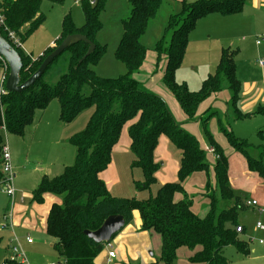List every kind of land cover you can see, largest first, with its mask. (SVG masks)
Listing matches in <instances>:
<instances>
[{
    "label": "trees",
    "instance_id": "1",
    "mask_svg": "<svg viewBox=\"0 0 264 264\" xmlns=\"http://www.w3.org/2000/svg\"><path fill=\"white\" fill-rule=\"evenodd\" d=\"M42 1L0 0L6 26V30L0 26V34L7 39L6 31L11 30L22 42L44 20V14L40 12ZM48 1L54 4L63 2ZM78 1L83 24L76 26L66 14L62 19L60 36L40 56L32 57L15 47L22 63L20 82L32 75L42 60L68 35L85 36L94 44L92 52L81 60L89 44L77 41L54 57L31 86L21 92H7L0 96V163L3 133L22 135L26 125L33 122L35 111L44 110L51 100L58 101L59 119L63 122L71 121L85 108H92L84 129L69 139L75 148L73 162L65 165L57 175L41 176L32 192V200L37 203L42 202L43 194L47 192L61 198L60 203L51 204L45 226L46 235L53 239L51 246L60 257L56 264H97L95 258L106 242H94L86 237L84 230H96L112 214L121 215L126 225L132 219L133 210L140 214V230H151L161 239L159 258L144 264H174L177 250L181 247L191 252L189 262L198 264H229L223 254L224 248L229 245L234 246L239 254L247 256L250 252L248 243L238 238L240 232H236L235 228L241 225L238 211L246 207L248 200L244 201L231 187L227 172L228 154L223 152L207 128V119L216 111L211 110L201 120L204 135L215 156V162L210 166L196 138L174 121L164 99L144 90L134 76L139 72L147 52L141 37L162 0H126L130 12L121 21L122 34L114 52L116 59L124 64L125 72L112 78L98 76L93 70L103 51L95 35L100 28L99 12L106 0ZM244 2L181 0L179 12L169 16L165 29L169 33V44L167 47L158 45L154 49L158 58L163 54L165 56L164 84L188 120H196L202 101L224 89L230 94L228 105L231 106L233 119L264 114V105H257L250 114L242 113L238 108L241 83L235 71L236 49L221 48L216 71L203 80L198 90L190 91L174 79V71L182 61L196 20L210 13H237L242 10ZM25 24L27 28L21 32ZM0 66H3L1 59ZM7 74L6 69L5 78ZM126 122L129 150L133 155L130 167L139 168L143 174L142 181L134 182L137 189H149L156 181L159 164L154 159V150L160 135H165L180 152L177 180L161 184L153 195L144 199L111 195L99 176L111 162L112 148ZM219 131L226 137L232 151L244 156L248 170L264 177L262 149L236 137L221 124ZM211 168L217 193L207 194L206 213L198 216L192 209L194 195L188 194L183 182L191 174L203 172L207 176L205 188H208L211 186L208 178ZM176 195L178 200H175ZM241 226V232H245V227Z\"/></svg>",
    "mask_w": 264,
    "mask_h": 264
},
{
    "label": "rangeland",
    "instance_id": "2",
    "mask_svg": "<svg viewBox=\"0 0 264 264\" xmlns=\"http://www.w3.org/2000/svg\"><path fill=\"white\" fill-rule=\"evenodd\" d=\"M179 3V0H162L155 17L148 22L141 37V43L147 48V52L139 72L134 76L142 84L144 90L164 99L174 121L196 138L200 147L204 150L206 160L210 166L214 164L215 156L212 151L208 150L210 147L204 135L201 120L211 110H215L216 113L207 119V128L223 152L228 154L227 172L232 188L244 201L255 197L264 206V177L257 172L248 170L243 155L228 151L230 149L229 143L219 131V124H221L227 130H231L236 137L247 140L253 146L260 147L262 149L261 162L264 167V115L251 114L249 117L233 119L231 106L228 105L230 94L227 89H224L216 93L215 96L202 101L198 108L196 120H188L182 113L178 102L164 84L165 56L163 54L158 58L154 48L158 45L168 46L169 33H166L165 29L170 14L179 12L181 8ZM40 12L44 14L43 22L22 42L20 41L19 47L24 53L33 57L40 56L56 42L61 33L62 19L66 14H69L76 26H81L84 22L80 1L78 0H63L62 4H54L48 0H43L40 5ZM129 12L130 6L126 0H106L100 10V28L96 32L95 40L99 46L103 47V51L93 66L96 75L112 78L125 72L124 64L116 59L114 52L122 34L121 21L129 15ZM228 27H232L229 32L225 30ZM26 28L27 26H22L21 32H24ZM256 40H260L261 43L256 44ZM221 47L238 48V54L235 57L236 76L242 86L251 85L252 83L256 86L252 96L239 95L237 105L240 111H243L242 104L247 106L251 102H255L257 106L261 101L264 103L262 92L264 91L263 70L257 64V60L264 59V0H245L241 11L228 16L214 13L197 19L194 28L189 33L182 61L174 71L175 81L185 85L190 91L198 90L203 80L216 71L217 58H219L218 51ZM211 56H214L213 61H211ZM2 63L5 70H8L5 60ZM1 68L0 85L3 83ZM207 107L211 108L206 110ZM91 112V107L85 108L78 112L71 121L63 122L59 119V103L56 99H53L44 110L35 111L33 122L26 125L22 135L3 133V142L11 155V164L15 174L12 179L15 189L13 203L15 205L17 203L24 204L28 208L25 211L22 210L16 213V215L21 213L16 222H12V228L16 235L10 231V226L4 228L6 214L3 208L8 203L9 198L0 189V235L3 237L0 241V264H11L7 261L10 253L5 248L7 237L9 238L8 234L11 239L17 238V236L21 237L18 246L24 252L29 264H56L60 260L57 252L48 243L49 240L52 242L53 239L43 234L44 232L41 234L43 214H40L36 207L38 205L43 207V204L36 206L37 203L31 200V192L36 187L37 176L40 174L39 170H36L41 166L39 164L42 163V166L45 167L47 166L46 163L50 161L52 168L57 170L61 162H66L64 163L66 165L73 162L75 148L69 139L72 135L84 129ZM259 131L262 132L259 133ZM160 136L161 138L165 137V135ZM162 140L163 138L161 141L159 139L154 155V159L157 158L156 162L159 164L155 183L149 189H137L134 182L142 181L143 174L139 168L130 167L133 155L128 150V122L122 126L118 142L112 152V165L116 168L120 182L118 186L110 189L111 194L118 197L144 199L150 194L153 195L161 184L177 180L176 171L180 152L169 142L165 145ZM115 149L121 150L116 151ZM251 153L255 155L253 151ZM34 168L36 169L34 170ZM198 175L203 178L202 181L206 185L207 176L204 173L190 176L183 182L188 194L194 195V197H197L195 194L200 190L198 180H196L199 177ZM208 178L211 186L208 188L204 186L200 198L198 197L199 199L194 200L192 204L193 211L199 216H203L208 208V198L206 199V197L210 193L213 195L217 193L214 187L212 168L208 172ZM51 195L55 196L59 203L61 202L59 196ZM20 197H23L24 202H20ZM252 210L254 209L246 205L244 209L238 211L239 224L243 223L250 228L249 233L240 232L238 234V238L248 243L249 255H241L234 246L229 245L224 248L223 254L230 264H264V244L260 245L258 243V239L262 238H257L254 231L256 215ZM260 219L264 224V213L260 216ZM36 229L39 231H36ZM26 236H30V238L32 236L35 243L27 244L25 242ZM261 236H264V232H261ZM38 238H40L39 241H37ZM111 244L114 245V250L120 256L119 247L113 239L110 242ZM106 251V248H103L96 256L95 259L98 264L104 262ZM159 253L157 246L144 249L145 256L154 260L159 258ZM190 254L191 252L187 248H179L174 264H198L189 262L188 257ZM128 258L126 256L124 262L119 260L115 263H144V261L138 259L132 262Z\"/></svg>",
    "mask_w": 264,
    "mask_h": 264
},
{
    "label": "crops",
    "instance_id": "3",
    "mask_svg": "<svg viewBox=\"0 0 264 264\" xmlns=\"http://www.w3.org/2000/svg\"><path fill=\"white\" fill-rule=\"evenodd\" d=\"M179 1H181V0H179ZM210 14H214V13H210ZM210 14H207V15H205V16H208V15H210ZM222 15V14H221ZM222 16H228V15H222ZM204 17V16H203ZM24 26H27L26 24L24 25ZM23 26V27H24ZM232 29V27H228V28H226L225 30L226 31H230ZM256 43V42H255ZM261 42H259L258 44H260ZM257 44V43H256ZM54 44H52L51 46H53ZM50 46V47H51ZM222 48V47H221ZM221 48H220V50H221ZM236 51H237V54H238V48H236ZM214 52V51H213ZM30 55V54H29ZM32 56V55H31ZM220 56V51H218V57ZM33 57V56H32ZM213 57L214 56H211V61H213ZM217 59H219V58H217ZM257 64H258V60H257ZM258 66L263 70V76H264V66L262 67V66H260L259 64H258ZM0 67H2L1 69H2V74H1V76H2V79L4 80V83H5V72H6V70H5V68H4V65L3 66H0ZM255 89H256V86H255V84L254 83H252L251 85H246V86H242V84H241V91H240V94H242L244 97L245 96H247V97H250V96H252V94L255 92ZM263 92V100H264V91H262ZM243 105V111H242V113H251V112H253L254 110H255V108L257 107L256 106V104H255V102H251L250 104H248L247 106H245V104H242ZM258 105H264V103L261 101V103L260 104H258ZM256 106V107H255ZM239 108V107H238ZM240 110V109H239ZM264 115V114H263ZM163 138V143L165 144V145H167V142H169L168 141V139L166 138V137H162ZM161 136L159 137V139H160V141H161ZM159 139H158V141H159ZM118 142V141H117ZM129 143H130V140H129ZM117 144V143H116ZM116 144L113 146V148H112V152L114 151V147L116 146ZM230 147V146H229ZM116 151H120L121 149H115ZM128 150H129V144H128ZM230 150V151H229ZM125 151H127V150H125ZM130 151V150H129ZM228 151L229 152H233L232 151V149L230 148V149H228ZM156 152V148H155V150H154V155L156 154L155 153ZM157 159V158H156ZM156 159H155V161H156ZM10 161L12 162V159H11V155H10ZM64 163H66V162H64ZM63 162H61L60 163V165H59V168H57V170H54L53 168H52V165H51V162L50 161H48L47 163H46V165L47 166H45V167H43L42 165V163L41 164H39V165H41V166H39L37 169L36 168H34V170L36 169V170H39V172H40V174L37 176V183H36V186H37V184H38V182H39V180H40V178H41V176H43V175H46V176H54V175H57L58 173H60L61 172V170L63 169V167L66 165V164H64ZM176 163H177V161H176ZM14 164H15V162H14ZM12 165V164H11ZM68 165V164H67ZM12 169H13V167H12ZM14 173V172H13ZM158 173V172H157ZM157 173H156V175H157ZM203 172H195V173H193L195 176H197V174H202ZM193 174H191L190 176H194ZM15 175V174H14ZM100 178L104 181V183H105V185H106V187H107V189H108V191L110 192V189H112V188H114V187H116V186H118L119 185V182H120V179H119V176H118V174H117V171H116V168L112 165V157H111V162L109 163V165L107 166V168L103 171V172H101L100 173ZM189 176V177H190ZM199 177H198V179H196V180H198L197 182L199 183V186H200V190H198L197 191V193L199 194V195H197V197H194V199H193V201L194 200H197V199H199L200 198V196H201V194H202V192H203V187L205 186L204 185V183H203V178L200 176V175H198ZM188 177V178H189ZM204 177V176H203ZM228 177H229V175H228ZM163 181V180H162ZM232 187V186H231ZM36 188V187H35ZM35 188H33V190L35 189ZM33 190H32V192H33ZM186 190V189H185ZM32 192H31V200H32ZM14 194H15V192H14ZM52 193H44L43 194V200H42V202L41 203H37V202H35V201H33V202H35V203H37L36 204V206L38 205V204H43V207H39V205H38V207H36V210H38V212L40 213V214H43V216H42V222H41V226H42V232H41V234L43 233V234H46L45 233V226H46V217H47V214H48V211H49V208H50V206H51V204L52 203H59V200H56V198H55V196H53V195H51ZM110 194H111V192H110ZM111 195H113V194H111ZM119 195V194H118ZM113 196H115V195H113ZM199 197V198H198ZM9 198V197H8ZM13 199H14V197H13ZM179 199V196L178 195H176L175 196V200H178ZM250 199H254V200H256L257 201V203H258V205L260 206V207H262L263 209H264V206L262 205V202L260 201V200H258L257 198H255V197H251ZM20 200V199H19ZM58 201V202H57ZM20 202H24V199L21 201L20 200ZM248 206V205H247ZM252 209H254V210H252L253 211V213L256 215V221L257 220H260L261 221V219H260V216L264 213V210H263V212L262 213H259L258 212V209H257V207L256 206H251V205H249ZM28 207L27 206H25L24 204H16L15 205V203H10V200H8V203L5 205V207L3 208L4 210V213L6 214L5 215V219H6V222L5 223H7L8 224V226H10V231L12 232V233H14V231H13V228H12V225H13V221H15L16 222V219L19 217V215L21 214H17L16 215V213L17 212H19V211H22V210H26ZM35 208V207H34ZM199 216V215H198ZM9 219V221H8V219ZM15 218V219H14ZM32 220V219H31ZM33 221V220H32ZM255 221V222H256ZM141 224H142V220H141V217H140V214H139V212L137 211V210H133L132 211V219H131V221L128 223V224H124V226L113 236V240H114V243L117 245V247H119V254H120V256H118V253L114 250V245L112 246V244L110 245L111 246V249L114 251V253H115V257H114V259L112 260V264H116L115 263V261H121V262H124L125 261V257L127 256V257H129L128 258V260L129 261H132V262H135V261H137V259L138 260H141V261H144V263H150V262H152V261H155L154 259H152L151 257H146L145 256V254H144V249L145 248H152V247H154V246H157L158 247V249H159V251H160V246H161V239H160V236H159V234H157V233H155V232H153V231H151V230H147V231H142V230H140V227H141ZM241 225H243L244 227H245V233H249V231H250V228L249 227H247L246 225H244L243 223H241ZM37 228V227H36ZM252 229H253V227H252ZM36 231H39L38 229H36ZM254 231H255V233H256V236H257V238H264V236H261V232H264V230L263 231H259V230H256L255 229V223H254ZM8 234V233H7ZM15 234V233H14ZM16 235V234H15ZM7 236H9V238L7 237V240H6V243H5V248L8 250V252H9V245L13 242L14 243V240H16L17 241V243L19 242L20 243V240H21V237H18L17 236V238H14V239H11V236L8 234ZM39 236H40V234H39ZM26 237H30V236H26ZM26 237H25V242L27 243V241H26ZM41 237V236H40ZM2 236L0 235V241L2 240ZM42 238V237H41ZM45 238V237H44ZM18 239V240H17ZM31 239H32V242L31 243H27V244H33V243H35L34 241H35V239L34 238H32V236H31ZM43 239V238H42ZM112 239H111V241L110 242H112ZM40 240V238H38L37 239V241H39ZM46 241H47V239H46ZM22 242V241H21ZM48 242V241H47ZM109 242V243H110ZM50 245H51V242H50V240H49V242H48ZM259 243V242H258ZM106 244V243H105ZM104 244V248H106V245ZM260 245H262V244H264V239H263V242L262 243H259ZM227 247V246H226ZM106 250H107V248H106ZM178 251V250H177ZM106 255H107V251H106ZM106 255H105V257H104V261L106 260ZM159 255H160V253H159ZM249 255V254H248ZM247 255V256H248ZM95 262H96V259H95ZM29 263V262H28ZM97 263V262H96ZM144 263H142V264H144ZM98 264V263H97ZM229 264H230V262H229Z\"/></svg>",
    "mask_w": 264,
    "mask_h": 264
},
{
    "label": "water",
    "instance_id": "4",
    "mask_svg": "<svg viewBox=\"0 0 264 264\" xmlns=\"http://www.w3.org/2000/svg\"><path fill=\"white\" fill-rule=\"evenodd\" d=\"M85 41L89 44L88 49L81 60L92 52L94 44L80 34H73L64 37L61 42L50 52L41 62L36 71L25 81L20 82L19 71L21 68V58L17 50L0 34V58H3L8 66V74L5 79V88L8 92H21L31 86L44 72L51 60L60 54L67 46L77 42ZM125 224L121 215L112 214L107 216L101 225L94 231L84 230L87 238L96 243L108 242L112 235L117 233Z\"/></svg>",
    "mask_w": 264,
    "mask_h": 264
},
{
    "label": "built area",
    "instance_id": "5",
    "mask_svg": "<svg viewBox=\"0 0 264 264\" xmlns=\"http://www.w3.org/2000/svg\"><path fill=\"white\" fill-rule=\"evenodd\" d=\"M92 3V2H91ZM0 26H3L6 30V26H5V22H4V15H3V9L0 6ZM7 34V41L15 48V47H20V39L19 37L11 30H7L6 31ZM260 42V40H256V43L258 44ZM2 61H4L3 58H0ZM258 64L260 66H264V59H259L258 60ZM2 84L0 85V96L3 94H6L8 91L5 88L4 85V80L2 79ZM209 151H212L211 148L208 149ZM0 171L2 173V177L0 178V189L3 190L7 196L9 197L10 203H13V197H14V186L12 184V179L15 176L13 173V169H12V165H11V161H10V153L9 150L7 148V146H5V143L2 147V156H1V163H0ZM20 200H23V197H20ZM247 205H251V206H256L258 209L259 213L263 212V208L260 207L257 203L256 200L254 199H250L248 201H246ZM9 227L7 223H5V227L7 228ZM255 229L259 230V231H263L264 230V224L262 223V221L257 220L255 222ZM236 232H241L242 231V226L238 225L235 228ZM26 241L27 243H31L32 239L30 237H26ZM259 243L263 242V239H258ZM106 248H107V255H106V260L101 263V264H112V260L115 257V253L114 251L111 249L110 243L106 242ZM9 257L7 258V261L11 264H29L26 256L24 254V252L19 248L18 243L16 240H14V243L12 242L9 245ZM52 264V263H50Z\"/></svg>",
    "mask_w": 264,
    "mask_h": 264
}]
</instances>
